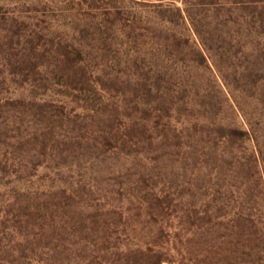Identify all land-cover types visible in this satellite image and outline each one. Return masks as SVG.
<instances>
[{
	"label": "rangeland",
	"instance_id": "rangeland-1",
	"mask_svg": "<svg viewBox=\"0 0 264 264\" xmlns=\"http://www.w3.org/2000/svg\"><path fill=\"white\" fill-rule=\"evenodd\" d=\"M0 264H264V0H0Z\"/></svg>",
	"mask_w": 264,
	"mask_h": 264
},
{
	"label": "trees",
	"instance_id": "trees-1",
	"mask_svg": "<svg viewBox=\"0 0 264 264\" xmlns=\"http://www.w3.org/2000/svg\"><path fill=\"white\" fill-rule=\"evenodd\" d=\"M183 2L186 4L187 3V0H183Z\"/></svg>",
	"mask_w": 264,
	"mask_h": 264
}]
</instances>
